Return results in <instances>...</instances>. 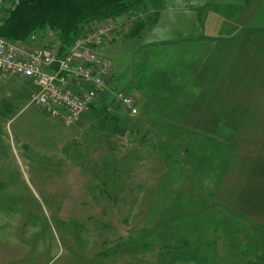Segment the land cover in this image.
Listing matches in <instances>:
<instances>
[{
    "label": "rangeland",
    "instance_id": "obj_1",
    "mask_svg": "<svg viewBox=\"0 0 264 264\" xmlns=\"http://www.w3.org/2000/svg\"><path fill=\"white\" fill-rule=\"evenodd\" d=\"M134 61L124 81L154 91ZM8 76L0 80V264H264V229L213 203L224 141L147 110L141 88L134 116L90 108L63 124L31 103L30 78ZM152 103L162 111L169 101Z\"/></svg>",
    "mask_w": 264,
    "mask_h": 264
},
{
    "label": "crops",
    "instance_id": "obj_2",
    "mask_svg": "<svg viewBox=\"0 0 264 264\" xmlns=\"http://www.w3.org/2000/svg\"><path fill=\"white\" fill-rule=\"evenodd\" d=\"M123 1L129 6L99 44L111 60L110 86L136 103L141 88L147 110L224 141V163L212 164L213 203L264 229V0ZM135 57L154 91L124 81ZM154 97L168 107L159 111Z\"/></svg>",
    "mask_w": 264,
    "mask_h": 264
},
{
    "label": "built area",
    "instance_id": "obj_3",
    "mask_svg": "<svg viewBox=\"0 0 264 264\" xmlns=\"http://www.w3.org/2000/svg\"><path fill=\"white\" fill-rule=\"evenodd\" d=\"M4 2L0 0V19ZM109 19L87 22L82 34L64 46L60 55L57 41L35 47L0 36V80L10 74L30 78L37 86L31 103L63 124L78 121L90 108L134 116V95L110 86L111 60L99 51L100 41L109 37L114 27ZM54 60L59 63L56 69L49 67Z\"/></svg>",
    "mask_w": 264,
    "mask_h": 264
},
{
    "label": "trees",
    "instance_id": "obj_4",
    "mask_svg": "<svg viewBox=\"0 0 264 264\" xmlns=\"http://www.w3.org/2000/svg\"><path fill=\"white\" fill-rule=\"evenodd\" d=\"M127 6L123 0H9L0 19V36L28 42L32 35L47 37L50 33L54 39L47 37L48 42L69 46L87 22L113 18Z\"/></svg>",
    "mask_w": 264,
    "mask_h": 264
},
{
    "label": "water",
    "instance_id": "obj_5",
    "mask_svg": "<svg viewBox=\"0 0 264 264\" xmlns=\"http://www.w3.org/2000/svg\"><path fill=\"white\" fill-rule=\"evenodd\" d=\"M63 49H64V46H63V45H59V46H58V49H57V55H60L61 52L63 51ZM49 64H50V65H49L50 68L56 69V67H57V65H58L59 63H57V61L54 60V61H52V62L49 63Z\"/></svg>",
    "mask_w": 264,
    "mask_h": 264
}]
</instances>
